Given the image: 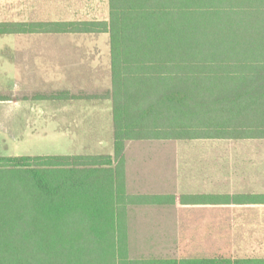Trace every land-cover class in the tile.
<instances>
[{"label":"trees","instance_id":"16d2710c","mask_svg":"<svg viewBox=\"0 0 264 264\" xmlns=\"http://www.w3.org/2000/svg\"><path fill=\"white\" fill-rule=\"evenodd\" d=\"M109 4L108 22L62 26L111 35L113 87L96 98L113 101L114 155L0 158L18 184L0 193V264H264L131 258L128 207L164 199L129 196L124 160L129 141L264 139V0Z\"/></svg>","mask_w":264,"mask_h":264},{"label":"crops","instance_id":"0c3cea01","mask_svg":"<svg viewBox=\"0 0 264 264\" xmlns=\"http://www.w3.org/2000/svg\"><path fill=\"white\" fill-rule=\"evenodd\" d=\"M109 19V0H0V28L7 30L0 33V97L8 98L0 101L1 144L17 146L29 139L103 144L105 125L100 123L108 115L110 130L114 128L113 101L96 97L113 87L111 35L62 25ZM62 94L69 98L58 97ZM178 145H184L183 153ZM124 160L129 196L164 199L128 207L127 224H132L131 210L152 229L184 224L187 239L200 251L196 259L231 257H210L201 250L212 225L247 226L233 237L243 252L252 246L245 242L263 240L254 228L264 226V139L129 141ZM159 235L155 239L164 238Z\"/></svg>","mask_w":264,"mask_h":264},{"label":"rangeland","instance_id":"374dc122","mask_svg":"<svg viewBox=\"0 0 264 264\" xmlns=\"http://www.w3.org/2000/svg\"><path fill=\"white\" fill-rule=\"evenodd\" d=\"M100 87V86H98ZM100 89V88H97ZM99 115V114H98ZM96 118L100 119V117ZM46 118V115H44ZM108 115L105 120H103L100 125L104 127L103 131V144H92V145H58L56 143H42L38 139H29L28 143L19 144L17 146L1 144L0 143V158L7 157H37V156H63L67 155H113L114 153V128L112 125V130H110ZM56 140V139H51ZM187 143L188 147L194 142H184ZM172 144H178L172 142ZM186 145V144H184ZM184 145H178V153L184 151ZM175 146V145H174ZM185 153V152H184ZM3 171L0 170V193L6 192V189L12 190L16 193V187L18 184L16 181L10 177H5L2 174ZM11 187V188H10ZM185 190V187H184ZM183 190V192H185ZM2 196L0 195V202L2 201ZM12 201L11 198L6 197V202ZM12 206H15L12 204ZM173 212V210H170ZM158 216V211L155 212ZM141 214V212L139 213ZM178 215L184 214L183 210H177ZM130 217L132 224H127V236L129 243V254L133 259L139 258H198L196 253L197 248L194 245V242L187 239V232L184 228V224L173 225V224H163L158 226L147 225L146 220L143 216L139 215L136 210H131ZM168 216L167 213L163 214V217ZM140 218V219H138ZM138 219V220H137ZM255 233L263 236V240L249 241L245 242L246 245H252L245 252L242 249V243L233 242L234 234L244 230L246 232L247 226H209L210 238L205 242V245L201 248L203 253L206 255H215V253H220V255L237 257V256H259L264 257V226H255ZM253 228V226H252ZM155 231V232H154ZM154 232V233H153ZM251 232H254L251 230ZM159 234L164 235L162 239H155ZM215 234V235H214ZM146 235V236H144ZM166 235V236H165ZM214 235V237H212ZM152 236L153 240H145V237L148 239ZM129 237L130 240H129ZM137 238V239H134ZM134 239V240H133ZM0 241H2L0 239Z\"/></svg>","mask_w":264,"mask_h":264}]
</instances>
